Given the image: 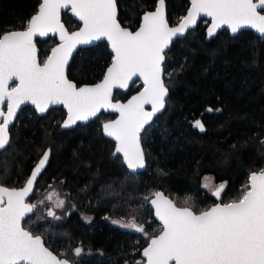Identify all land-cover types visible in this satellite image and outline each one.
I'll return each mask as SVG.
<instances>
[{"label":"trees","instance_id":"16d2710c","mask_svg":"<svg viewBox=\"0 0 264 264\" xmlns=\"http://www.w3.org/2000/svg\"><path fill=\"white\" fill-rule=\"evenodd\" d=\"M117 2L121 23L133 30L142 13L157 5V0ZM39 3L0 0V34L24 28ZM189 5V0H166L170 23L176 24ZM63 18L70 30L80 26L68 12ZM208 23L202 19L166 53L169 96L165 110L142 134L147 166L141 172H131L121 155H113L115 142L104 135L103 123L114 114L102 112L86 124L63 129V107L42 116L30 105L20 110L11 140L0 151V184L23 186L43 152L51 150L30 200L53 190L64 205L55 208L57 219L47 215L52 202L46 201L23 224L60 256L76 264H143L142 249L162 228L149 204L156 191L198 212L238 199L250 173L264 168V38L252 30L232 36L224 29L207 41ZM37 43L43 62L56 38ZM112 59L107 42L100 41L78 50L68 75L78 85L94 83ZM141 87L136 81L127 93L117 90L115 98L124 100ZM196 120L204 131L193 127ZM207 174L226 181L219 197L203 186ZM187 197L192 203L185 205ZM133 218L148 236L113 223ZM76 247L82 248L79 256Z\"/></svg>","mask_w":264,"mask_h":264},{"label":"snow or ice","instance_id":"6c2138e0","mask_svg":"<svg viewBox=\"0 0 264 264\" xmlns=\"http://www.w3.org/2000/svg\"><path fill=\"white\" fill-rule=\"evenodd\" d=\"M190 5L178 24L170 27L165 0H157L155 10L144 12L142 23L133 32L119 23L116 0H40L24 30L0 34V106L7 107L6 112L0 107V149L9 144V125L25 102L41 113L50 105L62 104L67 109V119L61 125L65 128L87 121L101 109H112L119 112V118L104 123L103 132L116 141L113 155L122 154L133 171L144 168L140 133L165 107L168 88L162 64L172 38L182 36L201 15L211 17L210 37L223 26L232 33L251 28L264 36V0H190ZM69 7L82 22L78 31L69 32L61 22V10ZM49 33H58L60 43L40 63L33 38ZM101 38L110 42L114 52L111 65L99 83L77 87L65 74L68 58L77 45ZM134 76L143 78V91L126 104L112 103L113 87L126 88ZM10 81L18 83L9 88ZM146 104L151 105V111H145ZM193 127L205 130L201 120ZM50 151L43 152L23 187L0 185V264H70L22 224L37 207L27 203L26 197L33 191ZM224 188L220 184L213 195L219 197ZM153 195L151 205L162 228L158 235L149 237L143 249L146 264H264V168L250 173L238 199L198 212L191 206L178 207L161 192ZM53 196L57 198L55 207H63L64 200L55 191L45 199L51 201ZM184 204L188 205L187 198ZM47 215L59 218L51 209ZM113 223L149 235L134 218L128 223ZM73 251L79 256L82 248Z\"/></svg>","mask_w":264,"mask_h":264},{"label":"water","instance_id":"95a60500","mask_svg":"<svg viewBox=\"0 0 264 264\" xmlns=\"http://www.w3.org/2000/svg\"><path fill=\"white\" fill-rule=\"evenodd\" d=\"M189 1H190V0H189ZM254 2H255V0H254ZM116 3H117V19H118L119 23L121 24V26H122V27H127L130 31H133V32L136 31V30H138L139 26H138L136 29L133 30L132 28H130V27H128V26H124V25L121 23V21H120V19H119V6H118V2H117V0H116ZM190 6H191V5H189V7H190ZM189 7H188V8H189ZM154 10H155V8L152 9V10H147V11H154ZM187 10H188V9H187ZM64 12H68V13H69V14H70L75 20H77V21L80 23V26L77 27V28H75V29H73V30H70L69 27L67 26L66 22L64 21V18H63V14H64ZM145 12H146V11H145ZM34 14H35V13H34ZM143 14H144V13H142V15H141V21H140V24L142 23V17H143ZM165 14H166V18H167V20H168V23H169V26H170V27H174V26H176V25L178 24V22H177L176 24H171V23H170V21H169V19H168V14H167L166 0H165ZM186 14H187V12L185 13V15H186ZM261 14H264V12H261ZM204 18L207 19V20H209V23H208V25H207V27H206V29H205V31H206V40H207V41H209V40H211L212 38L216 37V36L218 35V33H219L220 31L224 30V29H228V30L230 31V33H231L232 36L237 35L240 31H242V30H244V29H245V30H252L255 34H257L258 36L264 38V36H261V34H259L258 32H256L254 29H251V28H243V29L239 30L237 33H232L231 30H230V28H228L227 26H223V27L217 29L216 32L210 37V36H208V28L211 26V22H212V21H211V17H207V16H204V15H201V16L197 19L196 24H195L192 28L188 29V30H187L182 36H177V37H173V38H172V41L170 42L168 48H166V49H165V52H164L165 59H164L163 64H162V67H163V68H164V63H165V60H166V53L171 49L173 42H174L176 39H178V38L185 37V36L188 34V32H189L190 30H192V29H195V28L199 25L200 21H201L202 19H204ZM61 22L65 25V27L68 29L69 32L78 31L79 28L83 26V25H82V22H80L77 18H75V17L73 16L70 7L61 10ZM140 24H139V25H140ZM14 30L22 31V30H24V28H21V29H14ZM14 30H9V31H14ZM6 32H8V31H6ZM50 36L56 38V43L52 46V48H54V47H56V46L60 43V38H59V34H58V33H57V34L49 33L47 36H43V37L37 35V36H35V37L33 38V39H34V43H35V45H36V49H37V58H38V61H39L40 63H43V62L41 61V58H40V47L38 46L37 41H38L39 39H47V38H49ZM100 41H106V42H107V44H108V48H109V50L113 53V56H114V52L112 51V48H111L110 42H109L106 38H101V39H98V40H92L91 42H89V43H87V44H79V45L76 46V48L72 51V54L69 56V58H68V64H67L66 69H65V74H66L67 78H68L70 81H72L73 83H75V84L77 85V87H81V86H85V85H89V86H91V85H94V84H96V83H99L100 81L103 80L104 75H103V77H102L100 80H98V81H96V82H94V83H83V84L78 85V83H77L75 80L71 79V78L69 77V75H68V69H69V66H70V64H71V62H72L74 56H75L76 53L78 52V50L81 49V48H84V47L92 46V45H94V44H96V43H98V42H100ZM52 48H51V49H52ZM50 54H51V50H50V52H49L48 55H50ZM47 57H48V56H47ZM46 59H47V58H46ZM46 59H45V60H46ZM111 62H112V61H111ZM110 65H111V63L109 64V66H110ZM109 66H108V67H109ZM108 67H107V68H108ZM106 70H107V69H106ZM105 72H106V71H105ZM162 78H163V80H164L165 86L168 88V86L166 85V81H165V68H164V74H163ZM136 81H140V82L142 83V87H141L138 91L133 92L130 96H128V97H127L126 99H124V100H123V99H116V98H115V94H116V91H117V90H120V91H122L123 93H127V92H129V90H130L132 84H134ZM16 83H18V81H10V82H9V88L14 87ZM141 91H143V78H142V77H139V76H134V77L132 78V80L129 81L128 86H127L126 88L113 87V89H112V95H111V101H112V103H114V104H115V103L126 104V103L128 102V100H130L133 96L138 95V93L141 92ZM168 96H169V88H168V94H167V96H166V98H165V107H164V109L161 110V112L156 113V114L152 117V120H151L147 125H145L144 129H142V131H141V133H140V144H141V148L143 149L144 154H145V167H144V168L136 169L135 171H133V170H131V169H129V168L127 167V168H128L131 172H133V173L141 172V171H143V170L146 168V166H147L146 153H145V149H144L143 141H142V134H143L145 128H146L149 124L152 123V121L156 118V116H158L160 113H162V112L165 110V108H166V100H167ZM26 105H30V106H32V107L36 110L37 114L40 115V116L47 114L48 111H49L51 108H53V107H63V108L65 109V111H66V116H65V118L63 119V121H64L65 119H67V109H66L62 104L50 105V106L48 107V109H47L45 112L41 113V112H39V111L36 109L35 105H33L31 102H25V103L22 104V105L20 106V108L17 110V113H16L15 118L12 120V122H11L10 125H9V129H8L9 142H10V140H11V132H10V128H11V126L14 124V122H15V120H16V118H17L19 112H20V110H21L24 106H26ZM0 107H2L3 111H5V112L7 111L6 104H5L4 106H0ZM144 109H145V111H151V105H150V104H146V105L144 106ZM102 112H105V113H111V114H114V115L116 114V116H115L114 118L109 119V120H115V119H118V118H119V112H118V111H115V110H112V109H101L100 112H98L96 116H94V117H90L87 121H78L75 125H72V126L67 127V128L62 127V126H61V127H62L63 129H71V128L76 127L79 123L86 124V123H88V122L94 120L96 117H98ZM109 120H106L104 123L108 122ZM63 121H62L61 125L63 124ZM104 123H103V124H104ZM104 135H105V134H104ZM105 136H106V135H105ZM106 137H108V136H106ZM108 138L111 139V140H113V141L116 143V141H115L112 137H108ZM7 146H8V145H7ZM7 146H6V147H7ZM6 147H5V148H6ZM115 147H116V146H115ZM1 150H3V149H0V151H1ZM114 152H115V150H114ZM117 154H119V153H117ZM117 154H116V155H117ZM119 155H121L122 158H123V155H122V154H119ZM49 158H50V155H49ZM38 161H39V160H38ZM48 162H49V160H48ZM48 162L46 163L44 169L46 168ZM37 163H38V162H37ZM125 164H126V163H125ZM126 166H127V165H126ZM33 168H34V167H33ZM44 169H43V170H44ZM32 170H33V169H32ZM43 170L41 171V173L43 172ZM31 172H32V171H31ZM41 173H40V174L38 175V177H37V180H36V182H35V184H34V187H33V191L29 194L28 197H26V202H27V203L33 204V203H32L31 201H29L28 199L34 194L35 187H36V183H37L38 178L40 177ZM30 174H31V173H30ZM0 185H2V184H0ZM4 186H6V185H4ZM23 186H24V185H23ZM23 186H19V187H10V186H6V187H9V188H17V189H18V188H21V187H23ZM156 192H161V193H163L166 197H168L169 199L173 200L174 203H176V201H175L172 197H170L169 195H167L163 190H158V191H156ZM153 198H155L154 195L150 198V200H149V204H150V206H151V208H152V210H153L154 218H155V219L157 220V222L162 226V224H161V222L159 221V219L155 216V208H154V206L151 205V199H153ZM217 203H224V202L218 201V202H216L215 204H217ZM225 203H228V202H225ZM176 204H177V203H176ZM215 204H213V205H215ZM213 205H211L210 207H212ZM177 206H178V207H183V206H180V205H178V204H177ZM210 207H209V208H210ZM205 210H206V209H205ZM34 211H35V209L33 210L32 213L28 214V216H30L31 214H33ZM194 211H195V210H194ZM28 216H27V217H28ZM27 217H25V219H26ZM22 224H23V222H22ZM23 226H24V224H23ZM24 227H25V226H24ZM25 228H26V227H25ZM26 229H27V228H26ZM28 230H29V229H28ZM29 231H30V230H29ZM158 234H159V233H158ZM158 234H157V235H158ZM40 236H41V235H40ZM154 236H155V235H154ZM41 237L43 238V240H44V242H45L44 237H43V236H41ZM148 243H149V242H148ZM45 246L48 247L49 250H50L54 255L58 256V258H61V259H68V258H66V257H62V256H60L57 252H55L52 248H50V247L46 244V242H45ZM147 246H148V244H147L145 247H147ZM145 247H144V248H145ZM144 248H143V249H144ZM143 249H142V253H143ZM142 259L144 260V263H143V264H146V258L143 257V255H142ZM68 260H69V259H68ZM69 261H70V264H76V263L72 262L71 260H69Z\"/></svg>","mask_w":264,"mask_h":264},{"label":"rangeland","instance_id":"374dc122","mask_svg":"<svg viewBox=\"0 0 264 264\" xmlns=\"http://www.w3.org/2000/svg\"><path fill=\"white\" fill-rule=\"evenodd\" d=\"M220 184H224L225 186H226V181H221V182H218V181H216L215 179H214V177H213V175H211V174H207V175H205L204 176V179H203V186L205 187V185H208L207 187H205L206 189H208L210 192H214V190L220 185ZM50 192H53V190L52 191H49L48 193H50ZM56 192V191H55ZM48 193L42 198V200L43 201H45V200H47V199H45V197L48 195ZM57 193V192H56ZM56 197L55 196H53V199L51 200V201H49V200H47V201H49V203H51L52 202V204H50V209L52 210V211H55V202H56ZM187 199H188V203H192V200H191V197H187ZM185 200V199H184ZM183 200V201H184ZM54 202V203H53ZM33 204H34V202H32ZM117 221H119V220H117ZM122 223H128V222H130L131 220H127V221H124V220H120ZM117 225H119V226H121V227H123L121 224H117ZM123 228H127V227H123Z\"/></svg>","mask_w":264,"mask_h":264},{"label":"flooded vegetation","instance_id":"af4514ba","mask_svg":"<svg viewBox=\"0 0 264 264\" xmlns=\"http://www.w3.org/2000/svg\"><path fill=\"white\" fill-rule=\"evenodd\" d=\"M136 92V91H135ZM131 95V94H130ZM129 95V96H130ZM116 116V114L114 115V117ZM114 117H112V118H114ZM112 118H110V119H112ZM115 146H116V143H115ZM31 198V197H30ZM30 198L28 199L29 201H31V202H34V204H36L37 206H45V204L47 203L46 201L47 200H45V201H43L42 199H40L39 201L38 200H36V201H33V200H30ZM41 201H43V203H40ZM54 203V202H53ZM50 209V208H49Z\"/></svg>","mask_w":264,"mask_h":264}]
</instances>
